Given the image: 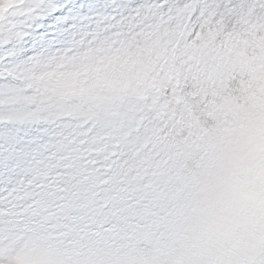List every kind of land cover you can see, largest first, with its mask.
I'll return each instance as SVG.
<instances>
[{"label":"snow or ice","instance_id":"obj_1","mask_svg":"<svg viewBox=\"0 0 264 264\" xmlns=\"http://www.w3.org/2000/svg\"><path fill=\"white\" fill-rule=\"evenodd\" d=\"M259 54L264 0H0V264H193Z\"/></svg>","mask_w":264,"mask_h":264},{"label":"clouds","instance_id":"obj_2","mask_svg":"<svg viewBox=\"0 0 264 264\" xmlns=\"http://www.w3.org/2000/svg\"><path fill=\"white\" fill-rule=\"evenodd\" d=\"M186 225L185 257L193 264H238L264 244V105L220 134Z\"/></svg>","mask_w":264,"mask_h":264},{"label":"rangeland","instance_id":"obj_3","mask_svg":"<svg viewBox=\"0 0 264 264\" xmlns=\"http://www.w3.org/2000/svg\"><path fill=\"white\" fill-rule=\"evenodd\" d=\"M249 71L251 73L250 90L233 108V121L240 118L250 109L264 105V54L252 58Z\"/></svg>","mask_w":264,"mask_h":264}]
</instances>
